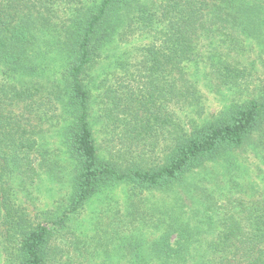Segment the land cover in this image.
<instances>
[{"label": "trees", "instance_id": "16d2710c", "mask_svg": "<svg viewBox=\"0 0 264 264\" xmlns=\"http://www.w3.org/2000/svg\"><path fill=\"white\" fill-rule=\"evenodd\" d=\"M263 24L264 0H0V249L16 264L60 253L47 220L14 197L40 169L60 171L46 126L58 127L68 158L69 205L50 221L61 226L103 186L165 189L247 142L264 148V86L231 56L264 36ZM135 36L143 44L135 59L118 56L113 82L90 83L104 48ZM193 65L245 97L186 128L175 110H203ZM222 206L204 226L171 212L148 252L132 238L125 264H264V195Z\"/></svg>", "mask_w": 264, "mask_h": 264}, {"label": "rangeland", "instance_id": "374dc122", "mask_svg": "<svg viewBox=\"0 0 264 264\" xmlns=\"http://www.w3.org/2000/svg\"><path fill=\"white\" fill-rule=\"evenodd\" d=\"M141 44L143 38L139 36L121 42L113 40L89 66L87 79L90 83L104 80L105 84H110L116 78L113 73L120 71L119 64L115 65L118 56L126 53L135 59L136 47ZM245 46V50L232 52L231 56L251 67L254 83L264 86V36L248 37ZM203 70L202 65L189 66L192 75L200 80L197 96L203 110L196 104L175 110L186 128L201 124L228 105L232 98L245 97L235 89L219 91L216 80L203 76ZM98 128L99 123H93L95 136L102 146L105 135ZM45 129L44 140L58 159L60 171L50 175L40 169L34 183L21 187L14 197L32 219L47 220L53 231L52 245L60 250L55 253L52 264H125L132 238H142L148 252L152 241L165 229L167 215L171 212L192 224L199 220L204 226V221L200 220L215 223L216 213L225 210L222 205L240 197L252 200L264 195V148L250 141L217 160L204 162L183 180L165 189L140 191L126 182L103 186L76 212L69 213L62 226L53 224L50 221L61 217L69 205L70 185L64 176L68 158L63 152L58 127L46 126ZM10 257L0 249V264H16Z\"/></svg>", "mask_w": 264, "mask_h": 264}]
</instances>
